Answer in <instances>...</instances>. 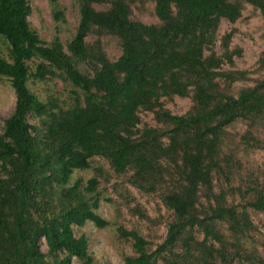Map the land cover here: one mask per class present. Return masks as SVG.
I'll return each instance as SVG.
<instances>
[{"label": "trees", "instance_id": "16d2710c", "mask_svg": "<svg viewBox=\"0 0 264 264\" xmlns=\"http://www.w3.org/2000/svg\"><path fill=\"white\" fill-rule=\"evenodd\" d=\"M72 1L78 25L63 44L30 27L28 0H0V79L15 98L0 132V264H96L74 230L109 225L100 179L114 181L131 216L165 228L153 243L118 226L132 252L123 264H264V173L249 157L264 149V45L251 80L234 69L236 30L219 34L248 6L264 29V0ZM54 80L72 88L70 103L30 88ZM176 97L191 101L181 115L165 107ZM86 170V181L75 176ZM128 187L165 216L154 221Z\"/></svg>", "mask_w": 264, "mask_h": 264}, {"label": "rangeland", "instance_id": "374dc122", "mask_svg": "<svg viewBox=\"0 0 264 264\" xmlns=\"http://www.w3.org/2000/svg\"><path fill=\"white\" fill-rule=\"evenodd\" d=\"M31 7V15L28 18L30 27L34 29L39 37L46 43H50L55 37H58L63 44H66L74 35L75 29L78 25V9L72 0H58L60 7L65 13V22L55 21L52 16L51 7L48 0H28ZM96 9L101 10V6H95ZM150 8L152 5L150 4ZM141 22L145 24H153L157 20L151 16H139L135 12ZM235 29L232 46H239L242 48V57L236 59L234 69L248 70L252 73L249 75L251 80L258 78V73H255L257 68V60L262 52L264 45V29L261 17L252 11L250 6L247 7L243 13V18L239 19L234 24L227 21H222L219 27V34ZM0 51L6 56L7 47L3 40L0 38ZM109 56L114 59L120 54V50L115 47L108 49ZM251 82L246 84L239 83L238 86L250 85ZM31 90L43 101L54 99L58 105L64 106L70 103L71 90L69 85L63 84L59 80L49 81L45 83H30ZM15 98L12 90L5 79H0V132L3 120L8 118L14 111ZM191 106L190 99L174 98L172 101L166 103L165 107L173 114L181 115L185 113ZM142 119L144 122L153 124L152 116L143 114ZM250 161L252 166H259L264 173V149L251 152ZM105 168L106 173L109 172L108 166L101 162ZM94 175V171L86 170L78 172L75 176H79L86 181ZM101 184L99 190L102 191L103 201L100 204L98 213L109 225L106 228L98 229L92 223H87L79 229H75L76 235L81 233L86 234L89 239V251L93 256L96 264H123V258L130 255L131 248L129 243L119 239L117 236V227L124 226L126 229L136 228L146 236L150 242H160L164 235V226H157L151 222H142L137 217L131 216L127 208L124 206L123 199L119 194L113 191L112 184L114 181L111 179L109 183H104L100 179ZM130 194L139 203L142 209L148 211V215L157 221L160 216H165V211L161 208L159 201L156 198L146 197L136 190L128 187ZM160 210V215H158ZM264 218L263 216L261 217ZM256 226L261 230L259 225ZM263 231V230H262ZM256 233H253L255 235ZM42 251H46L44 246H41ZM71 264H77L73 259Z\"/></svg>", "mask_w": 264, "mask_h": 264}]
</instances>
